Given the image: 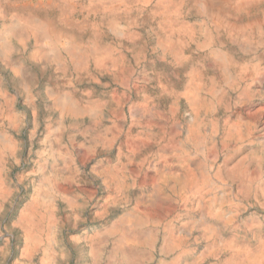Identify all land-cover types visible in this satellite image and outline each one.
<instances>
[{
    "label": "rangeland",
    "instance_id": "obj_1",
    "mask_svg": "<svg viewBox=\"0 0 264 264\" xmlns=\"http://www.w3.org/2000/svg\"><path fill=\"white\" fill-rule=\"evenodd\" d=\"M181 1L173 21L191 29L181 53H164L159 43L169 0H59L41 10L59 28L62 19L74 20L86 47L98 39V54L83 61L53 58L45 39L8 36L7 58L0 54V264H94L91 244L102 248L100 264H121L109 233L126 213L143 221L135 230L155 239L136 246V264H169L179 249L165 252L168 235L186 251L179 264H223L228 253L218 248L227 243L264 250V0L242 16L262 19L249 34L256 50L228 41L195 2ZM35 2L0 6L6 18H25ZM102 7H114L118 29L128 34L112 27ZM36 45L45 54L29 60ZM225 51L235 55L237 79L222 71ZM48 89L73 95L85 112L61 116ZM192 97L200 101L191 106ZM198 122L186 140L188 125ZM230 127L250 141L226 138ZM238 146L245 147L234 151ZM244 159L256 180L249 193L242 175L227 172ZM186 169L203 186V199L182 200L189 191L174 178ZM38 187L49 206L34 211L42 221L28 233L20 216Z\"/></svg>",
    "mask_w": 264,
    "mask_h": 264
},
{
    "label": "bare ground",
    "instance_id": "obj_2",
    "mask_svg": "<svg viewBox=\"0 0 264 264\" xmlns=\"http://www.w3.org/2000/svg\"><path fill=\"white\" fill-rule=\"evenodd\" d=\"M36 1L35 4L29 7L31 14L27 15L25 18H21V14L17 13L11 14L9 18H6L7 11L0 6V17L3 19V23L0 29V54L7 58V52L9 48H11V42L8 40V36L13 35L14 33H23L27 36L39 37L45 39L47 43H49V50L53 53V58H64L65 61L67 59H71L70 61L74 60L76 62L83 61L87 59L89 56H96L98 54V46L97 43L99 42L98 39L90 42V46L86 47L89 44V41L84 40L81 38L80 32H75V23L74 20L69 18H64L61 20L63 26L59 28L56 19L52 18L51 16H42L40 15V11L45 8H52L56 6L57 1L59 0H34ZM190 3L195 2L194 5H197L201 8V12L205 13V15L211 17L210 21L216 25V32H223L225 33V37L228 41L231 42H238L242 41L249 49H257L256 45L251 44L248 41H251L250 33L253 31H259L257 26L262 24V19L259 16H252L248 20H243L242 16L249 15V11L253 8H257L259 3L262 0H188ZM181 0H169L168 4L165 5L164 13L167 16L163 17V23L165 25V29L159 35V43L162 45V52L169 53L172 51H177L181 53L185 47L186 42L188 39L191 38V29L180 23L173 21L174 16L179 11V7L181 6ZM14 9H23V5L20 3H14ZM114 7H102V14L107 12L108 17H112L111 24L112 27L119 31L120 34H128L123 30L118 29V20L116 16L118 14H114L113 12ZM101 12V10L99 11ZM264 13V12H263ZM226 15L225 19H222L223 16ZM9 21V22H7ZM225 25V26H223ZM175 31L179 32L177 35V46L172 45L171 37L175 33ZM209 32V31H208ZM130 35V33H129ZM188 36V37H187ZM214 36L210 33L206 34V39L211 40ZM60 38H64L65 42L61 43ZM63 40V39H62ZM261 41V37L259 39ZM63 42V41H62ZM174 42V43H175ZM61 43V44H60ZM61 47L65 54L61 52ZM213 47V46H212ZM90 48V50H89ZM102 52L104 50L102 49ZM45 52H42L38 46H34V49L28 53L29 60L38 61ZM235 55L232 51H225L221 52L219 58L222 62V71L228 74L229 76L233 77L236 73L232 72L234 69L232 67H236V60ZM261 59V60H260ZM61 60V59H60ZM67 62V61H66ZM69 62V61H68ZM264 62V56L259 54V62L258 65ZM63 63V61H62ZM257 65V66H258ZM238 75L236 73V77L234 76L233 79H237ZM194 90L197 88V83L193 87ZM50 96L53 97V106L58 109L59 114L61 116L69 114V113H82L85 112V107H83L78 99H76L73 95L69 94H56L52 90L48 89ZM188 98V97H187ZM189 99V98H188ZM199 98L195 99L192 97L190 101V105H196L199 102ZM244 104V103H242ZM264 112V111H263ZM138 117V116H137ZM194 116L193 120H197ZM192 120V121H193ZM196 124V127H195ZM198 123H191L188 125L186 130V140H192V136L195 132H197L199 128ZM135 128L139 127V125H135ZM250 133H245V136H249ZM224 136L228 139L235 138L237 140H242L243 136L237 130H231V127L225 131ZM250 138H246L245 140L241 141V145H244L245 141H250ZM200 143V142H197ZM113 147V146H112ZM245 147V146H241ZM240 146L236 147L234 151L240 150ZM204 149V147H201ZM219 149V148H218ZM219 151V150H218ZM220 152V151H219ZM231 154V153H230ZM233 155V153H232ZM231 156V155H230ZM230 156L226 155V160L230 158ZM65 158V157H64ZM201 158V157H200ZM247 158V157H246ZM185 159H179L178 162L181 166H184ZM63 162V161H62ZM245 163L244 160H240L236 167L232 168V171L227 172L233 175V172L237 173L238 175H242L241 183L246 189V191L252 192L253 185L255 183V177L245 171L243 169V164ZM152 166V165H151ZM56 173V172H55ZM163 180L166 177H162ZM174 180L179 182V186L181 190H188L189 194L182 197V200L186 203L187 201H192L196 197V195L201 196V199L205 197V194L202 192L204 191L203 186L199 184L196 180L195 175L191 173L190 170L186 169V172L183 176L176 175ZM206 184L210 185L212 180L209 177L205 178ZM214 184V183H213ZM176 185V184H175ZM178 187V186H177ZM176 188V187H175ZM53 193L57 194V190L53 188ZM43 189L38 187L35 189L34 196L30 202V208L28 212H22L20 216V221L25 226L26 232H30L34 230V226H37L41 223L42 218L38 216L34 211H38V208L48 207V203L43 199ZM148 200V199H147ZM46 205V206H45ZM228 212V211H227ZM38 213V212H37ZM208 214L216 217L219 215L218 211L213 210L211 207L208 208ZM38 216V217H35ZM137 216L133 213H126L123 215L121 219L120 226H112L110 228L109 234L116 235V241L113 246L114 252L118 255V259L121 261V264H136V255L135 248L138 244L147 245L150 241V244L153 242L154 235L145 233L141 228L134 229L133 226H140L143 225V221L136 222ZM170 232L168 230L167 234ZM153 247V245H150ZM211 254L216 255L217 245L211 244ZM165 252H170L176 249L177 254L171 258V261L168 262L169 264H179L182 256L186 254V251L181 248L180 243L172 238L171 235H168L167 239H165L164 244ZM221 250H226L228 253L227 258L222 261L223 264H264V250L262 247L256 244V247H250L249 245H242L238 248H235V245L231 243L225 244L223 247L218 248ZM90 253L93 256L96 263L100 264L102 260V248L98 245L91 244L90 245ZM167 261L162 260L159 264H166ZM199 263V262H198Z\"/></svg>",
    "mask_w": 264,
    "mask_h": 264
}]
</instances>
